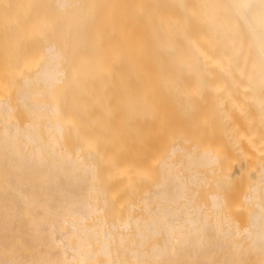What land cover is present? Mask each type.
<instances>
[{
    "label": "bare ground",
    "instance_id": "6f19581e",
    "mask_svg": "<svg viewBox=\"0 0 264 264\" xmlns=\"http://www.w3.org/2000/svg\"><path fill=\"white\" fill-rule=\"evenodd\" d=\"M0 264H264V0H0Z\"/></svg>",
    "mask_w": 264,
    "mask_h": 264
}]
</instances>
